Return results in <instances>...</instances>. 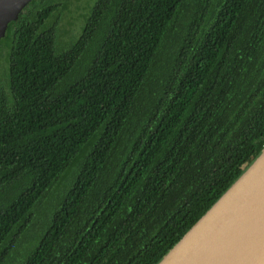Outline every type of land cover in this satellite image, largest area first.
I'll return each instance as SVG.
<instances>
[{"label": "trees", "instance_id": "1", "mask_svg": "<svg viewBox=\"0 0 264 264\" xmlns=\"http://www.w3.org/2000/svg\"><path fill=\"white\" fill-rule=\"evenodd\" d=\"M65 7L0 40V264H157L264 149V0Z\"/></svg>", "mask_w": 264, "mask_h": 264}, {"label": "water", "instance_id": "2", "mask_svg": "<svg viewBox=\"0 0 264 264\" xmlns=\"http://www.w3.org/2000/svg\"><path fill=\"white\" fill-rule=\"evenodd\" d=\"M32 0H0V40ZM157 264H264V149Z\"/></svg>", "mask_w": 264, "mask_h": 264}, {"label": "rangeland", "instance_id": "3", "mask_svg": "<svg viewBox=\"0 0 264 264\" xmlns=\"http://www.w3.org/2000/svg\"><path fill=\"white\" fill-rule=\"evenodd\" d=\"M95 1L96 0H63V2H66V7L60 8L53 17L54 21L57 20L59 35L58 40L59 43L61 42L60 46L64 42H68L66 43V46H68L80 36L82 32L81 29H83V26L86 22L85 19L90 15V7L93 6ZM3 43H7V39L4 38L2 44ZM7 52L8 49L4 46L0 49V87H2L6 93L9 92L7 86ZM46 206L47 205H44L43 209ZM46 213L47 212H44V214ZM38 219H41V216L38 217ZM43 220L45 219L42 216V219L40 221ZM5 262H7V260ZM13 262L14 260L10 261L9 263L13 264Z\"/></svg>", "mask_w": 264, "mask_h": 264}]
</instances>
